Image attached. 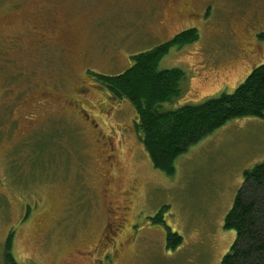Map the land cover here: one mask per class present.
I'll use <instances>...</instances> for the list:
<instances>
[{
	"label": "rangeland",
	"instance_id": "374dc122",
	"mask_svg": "<svg viewBox=\"0 0 264 264\" xmlns=\"http://www.w3.org/2000/svg\"><path fill=\"white\" fill-rule=\"evenodd\" d=\"M208 1L170 0L161 11L157 0H0V264L10 234L16 264H222L235 240L224 218L244 173L264 161V116L226 122L178 156L169 177L133 134L131 106H98L86 76L120 74L131 56L195 29L197 41L158 64L185 74L160 110L232 93L264 63V0ZM33 19L52 25L49 47L28 42ZM40 90L46 102L31 99ZM109 130L119 141L111 151L97 137ZM163 206L182 238L172 249L151 221ZM118 207L113 238L104 231Z\"/></svg>",
	"mask_w": 264,
	"mask_h": 264
},
{
	"label": "trees",
	"instance_id": "16d2710c",
	"mask_svg": "<svg viewBox=\"0 0 264 264\" xmlns=\"http://www.w3.org/2000/svg\"><path fill=\"white\" fill-rule=\"evenodd\" d=\"M198 39L195 29L179 32L171 40L130 57V66L117 75L89 72L95 81L119 101H126L135 114L134 130L154 169L171 177L175 160L205 136L239 117L264 116V63L254 67L230 94H221L199 105L176 110L160 107L180 94L185 74L180 69L159 70L160 60L171 47L181 48ZM161 207L151 219L163 226L167 248H175L182 238L164 222ZM224 228L235 233V240L223 256L222 264H264V161L244 173ZM10 234L4 243L6 264H16Z\"/></svg>",
	"mask_w": 264,
	"mask_h": 264
},
{
	"label": "flooded vegetation",
	"instance_id": "af4514ba",
	"mask_svg": "<svg viewBox=\"0 0 264 264\" xmlns=\"http://www.w3.org/2000/svg\"><path fill=\"white\" fill-rule=\"evenodd\" d=\"M157 1L159 3L161 11L165 7L171 6V4L170 5L167 4V2L170 1V0H157ZM172 1L173 0H171V2ZM205 2H209V1L208 0H204V3ZM175 14H179V11L176 10ZM42 16H43V14H42ZM259 25L263 26L260 22H259ZM51 29H52V25H46V24L42 23V21L39 22L37 19H35L34 23L32 24V26L28 29V35L26 36L28 38V42L32 45V44H35V42L37 41V42L40 43L41 46L49 47L50 45H52V41L50 39ZM37 36L39 37V39L36 38ZM47 41H49V43ZM86 76L89 78L90 82H92L91 83L92 84L91 85L92 88L93 89L95 88L96 90H98L99 93L102 96L101 99H100V104L98 106H102L103 105L111 113H114V111L117 112V110H118V104H117L118 100L115 97H113L111 95V93L107 92L104 88H102V86L100 84H98L95 80L91 79V76H89L87 74H86ZM82 88H85V87H83V86L78 87V89H81V90H82ZM37 92L39 94L35 97V93H34V95H33L34 97H32L31 99H40V100H43L44 102H46L45 96L47 95L46 94L47 92H45L43 90H40V92L39 91H37ZM75 101L77 102V107L80 108L79 109V113L85 115L86 119L89 121L90 120V116L86 113L85 108H83L82 106L79 105V103L82 105V102H80V101L78 102V100H75ZM108 114L109 113H107V116H108ZM92 122H93V120L89 121V123H92ZM96 126H97L96 123L93 124V127H96ZM130 127H131V129L133 131V134L136 135V131L134 130V127H133L132 123H131ZM111 129H113V128L111 127ZM120 129H121V131L123 133H127L128 132V129L126 127H121ZM97 132H99L97 134V137H99V139L103 141L102 142V147H104V149L110 148V151H111V150H113V146H116L118 144L119 141L117 140L118 138L115 135V131L112 132L111 130H109L108 132H105V133H103L101 131H97ZM124 209H125V207H121V208L118 207L115 210V212L113 213V216L115 215L114 217H116V218L113 217L114 218L113 219V227H112V229H109V228L105 229L104 232H107L106 235H112V237L115 238L116 236H118L119 232H120V234L122 233L121 229L123 228L124 218L121 217V219H119L118 218L119 216H116V215L121 214ZM118 221H121V223H119ZM133 227H134V225H133ZM102 244L104 246L107 245V249H105V250L106 251L109 250L110 253H112V249L115 248L114 243L113 242L112 243L111 242L107 243L106 238L103 240ZM95 251L97 252L98 249H96Z\"/></svg>",
	"mask_w": 264,
	"mask_h": 264
}]
</instances>
